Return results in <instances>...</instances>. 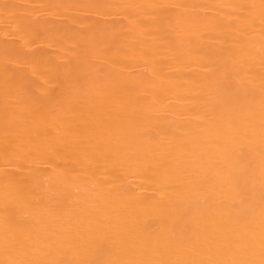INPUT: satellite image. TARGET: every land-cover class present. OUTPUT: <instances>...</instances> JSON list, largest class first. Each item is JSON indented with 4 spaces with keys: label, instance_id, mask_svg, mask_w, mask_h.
I'll return each mask as SVG.
<instances>
[{
    "label": "bare ground",
    "instance_id": "1",
    "mask_svg": "<svg viewBox=\"0 0 264 264\" xmlns=\"http://www.w3.org/2000/svg\"><path fill=\"white\" fill-rule=\"evenodd\" d=\"M0 264H264V0H0Z\"/></svg>",
    "mask_w": 264,
    "mask_h": 264
}]
</instances>
